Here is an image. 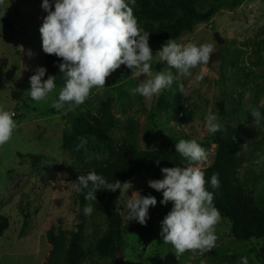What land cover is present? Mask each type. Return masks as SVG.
Masks as SVG:
<instances>
[{"label":"rangeland","instance_id":"374dc122","mask_svg":"<svg viewBox=\"0 0 264 264\" xmlns=\"http://www.w3.org/2000/svg\"><path fill=\"white\" fill-rule=\"evenodd\" d=\"M42 2L4 0L0 10V108L14 112L18 125L9 142L0 147V216L8 219L0 237V264H45L51 251L46 231L59 218L67 231L74 228V190L71 183L58 176L81 168L86 160L106 156L101 141L92 136L76 147L77 154L64 147L76 116L91 122V117L99 119V126L118 143L130 141L140 149L165 150L187 166L189 161L176 153L175 143L195 139L207 153L206 162L200 165L205 168L213 164L218 146L215 133L206 129V117L215 114L220 126H236V114L231 112L234 109L248 129L239 178L257 200L264 197V120L257 127L251 115L256 109L264 117V0H246L236 10H221L211 23L200 24L177 40L184 44L210 43L214 51L209 62L192 69L189 77L171 69L177 79L151 99L131 92L146 76L126 74L119 68L107 78L105 87L93 88L83 104L66 105L64 113L56 115L45 111L58 99L65 78L58 77L44 59L39 28L48 13ZM216 33L224 39L222 44L217 43ZM166 42L150 45L152 75L168 70L156 56ZM38 67L46 68L42 81L53 75L60 85L46 100L35 102L26 92ZM198 74L203 75L200 81L195 79ZM162 94L167 108L159 111ZM37 154L43 159L34 166L31 156ZM150 180L136 176L130 180L128 192L120 194L126 220L119 254L123 264H240L243 256L248 257L249 264H264V239L237 240L231 235V223L222 217L215 226L218 239L211 251L185 252L179 259L173 246L163 243L159 221L154 220L151 228L144 225V235L138 221H127L126 204L134 191L142 196ZM129 225L137 229L129 230ZM86 232L91 234V225L86 226Z\"/></svg>","mask_w":264,"mask_h":264},{"label":"clouds","instance_id":"9594fccd","mask_svg":"<svg viewBox=\"0 0 264 264\" xmlns=\"http://www.w3.org/2000/svg\"><path fill=\"white\" fill-rule=\"evenodd\" d=\"M131 2L134 4L135 0ZM3 3L4 0H0V4ZM42 8L48 13L39 28L42 49L44 53L62 59L59 69L65 78L58 99H54L51 104L57 110L65 108V105L83 104L91 90L105 87L107 78L121 65L147 77L131 92L151 99L170 88L177 79L171 69L189 77L192 69L209 62L214 51L210 43L184 44L169 39L156 53L159 62L165 63L168 70L152 75L150 61L153 60V54L149 46V33L139 26L133 8L126 0H55L54 10L49 0H43ZM252 22L250 18L249 24ZM45 74L46 68L38 67L30 77L31 87L26 93L35 102L46 100L56 88V76L48 75L42 81ZM195 79L200 81L203 75L198 74ZM179 90L183 92V85H180ZM261 103L264 104V101ZM251 115L253 124L261 126L264 120L261 112L253 109ZM14 116V112L0 108V147L9 142L18 127ZM217 120L215 114L206 117L209 133L220 131ZM86 142L81 138L80 146ZM175 151L189 161L188 166L162 168L163 179L150 180L148 185L156 191H162L161 204H173L161 222L160 236L163 243L173 246L175 256L179 259L186 251L204 253L216 246L218 237L215 226L220 222L221 214L213 204V193L205 187V173L200 166L207 160L205 149L195 139H181L175 143ZM211 185L213 188L220 186L218 173H213ZM73 187L77 193L87 190L85 199L96 201L97 191L115 192L119 189L124 195L132 183L119 180L109 183L102 175L90 171L87 175H79ZM156 204L154 196H141L138 191H134L126 204L127 221L136 220L145 225L150 206ZM83 211L85 215H90L94 209L89 204ZM201 264L205 262L201 261ZM240 264H249L248 257H241Z\"/></svg>","mask_w":264,"mask_h":264},{"label":"trees","instance_id":"16d2710c","mask_svg":"<svg viewBox=\"0 0 264 264\" xmlns=\"http://www.w3.org/2000/svg\"><path fill=\"white\" fill-rule=\"evenodd\" d=\"M54 10L55 0H49ZM246 0H131L126 3L133 8L134 16L139 26L149 33V46L155 41L180 40L188 33H192L200 24L211 23L221 10L233 11ZM2 4H0V10ZM46 65L58 77H64L60 72L61 58L44 53ZM126 74L133 73L129 68L121 65ZM56 85H60L58 79ZM66 106V105H65ZM159 111L166 110L167 99L162 94L158 100ZM236 117V126H220L215 133L217 151L212 165L202 168L205 173L206 190L213 193V204L219 210L221 217L231 223V235L237 240L249 241L264 239V197L257 200L252 192L239 178V170L243 165L242 148L248 136V129L242 125L236 110H232ZM48 115L64 113V108L57 110L53 107L45 111ZM92 122L83 116L73 117V127L65 136L64 147L68 150L79 151L76 147L81 144V138L87 140L91 136L100 140L106 152L105 157H96L83 162L79 169H69L58 178L71 183L79 175H87L95 171L102 175L109 183L115 180L130 181L136 176H145L151 180L163 179L162 168L187 167L177 156L165 150L140 149L130 141L118 143L108 134V130L99 126L100 120L91 117ZM111 124L116 125L115 122ZM79 156V154H78ZM32 164L43 159L41 155H33ZM218 173L220 186L213 188L211 177ZM73 210L76 223L71 231H67L64 221L59 218L47 231L46 239L51 246L50 254L45 264H123L119 254L124 243L126 220L123 208L120 206L121 191L99 190L96 201L85 199L87 190L77 193L73 187ZM154 196L155 206L148 210L149 219L144 228H151L154 220L161 222L171 211L173 204H161L163 194L148 187L142 196ZM91 204L94 211L90 215L84 214V207ZM92 226L91 234H87L86 226ZM144 225L140 231L144 234ZM8 227V219L0 216V237ZM129 230L137 229L132 225ZM145 235V234H144ZM190 252V251H186Z\"/></svg>","mask_w":264,"mask_h":264},{"label":"water","instance_id":"95a60500","mask_svg":"<svg viewBox=\"0 0 264 264\" xmlns=\"http://www.w3.org/2000/svg\"><path fill=\"white\" fill-rule=\"evenodd\" d=\"M215 39L218 44H222L224 42V39L218 33L215 34Z\"/></svg>","mask_w":264,"mask_h":264}]
</instances>
